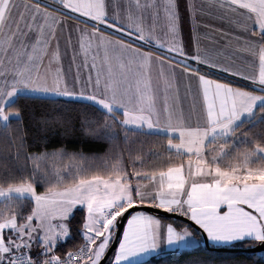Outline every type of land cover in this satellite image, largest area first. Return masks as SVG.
Returning <instances> with one entry per match:
<instances>
[{
	"label": "snow or ice",
	"instance_id": "obj_1",
	"mask_svg": "<svg viewBox=\"0 0 264 264\" xmlns=\"http://www.w3.org/2000/svg\"><path fill=\"white\" fill-rule=\"evenodd\" d=\"M201 15L227 20L203 26L250 56L202 52ZM0 36V128L14 149L0 168V264H143L162 243L200 239L264 245V0H0ZM29 101L82 104L49 119L112 155L29 152ZM132 136L165 137L166 170L113 151Z\"/></svg>",
	"mask_w": 264,
	"mask_h": 264
},
{
	"label": "trees",
	"instance_id": "obj_2",
	"mask_svg": "<svg viewBox=\"0 0 264 264\" xmlns=\"http://www.w3.org/2000/svg\"><path fill=\"white\" fill-rule=\"evenodd\" d=\"M215 76L216 74L213 73ZM221 78L228 79L222 75ZM233 80V79H231ZM236 81V80H233ZM240 82V81H239ZM242 83V82H241ZM25 95H20L16 98L18 102L23 101ZM29 103L34 107V118L27 126V143L29 145V152H51L63 146L68 152H75L83 150V152L90 157H105L111 156L108 152L109 147L107 141H90L83 142L84 137L77 125L75 128L68 127L60 121L49 119L56 115L61 108H66L67 116H75L77 112L83 109V105L79 103H62L51 104L47 101H35ZM99 116V113H95ZM117 118L120 115L117 114ZM10 131L8 135H12ZM3 129L0 128V168L11 161L7 157L14 151L10 148L3 138ZM128 147H131L133 152L138 150L142 154L145 171L155 170L157 173L160 170H166L168 165L169 154L167 152V141L163 136H132L129 144L126 146L122 139L113 151L124 149L125 157L128 155ZM186 158L184 163L186 162ZM89 163L97 164L98 160H90ZM43 191V187L38 188ZM165 221H169L163 215ZM169 222L178 223L180 220H173ZM79 243V239L76 241ZM257 243L246 241L235 244L236 247H251ZM143 264H264V257L260 253H230L205 250L201 246L189 249L174 250L163 252L144 260Z\"/></svg>",
	"mask_w": 264,
	"mask_h": 264
},
{
	"label": "crops",
	"instance_id": "obj_3",
	"mask_svg": "<svg viewBox=\"0 0 264 264\" xmlns=\"http://www.w3.org/2000/svg\"><path fill=\"white\" fill-rule=\"evenodd\" d=\"M34 2V0H17V3H31ZM45 2H50V0H45ZM118 2L122 5V6H127V5H134L136 0H118ZM140 2L143 3H152V2H158V3H163L164 0H140ZM195 2L197 3V5H207L209 3V0H195ZM201 20V26L198 29V39H199V47L201 49L202 52H210L213 54L214 58L220 59L222 62H229L230 60L234 59L235 56H243V57H249L250 54L248 53H242L238 51V45L235 41H232L231 43L228 42V40L224 39L220 33L215 31V28H206L203 25L205 23L208 24H212L215 25V27L219 28V27H223L225 30H228L231 26L228 24L227 20H219L216 19L210 15H201L200 17ZM83 27V25L81 26ZM191 30V25L189 24L187 26V31L190 32ZM233 31L238 32L239 29H232ZM158 34L163 35L162 32L158 31ZM184 34V30H183V26H182V35ZM3 37L0 36V40H2ZM63 46V45H62ZM195 46H196V41L194 40L193 42V51H195ZM102 55V53H101ZM70 58V53L68 57H63V63L66 65L69 61ZM79 59V57H78ZM256 62H257V71H258V58H256ZM74 70V69H73ZM83 71H87V70H83ZM216 75H222L228 79H233L236 81H240L239 77H227L226 74L224 73H216L213 72ZM153 76L155 78L156 76V72L155 69L153 70ZM242 83H248L246 81H240ZM181 92H183V89L181 88ZM20 95H25V94H20ZM187 163V161L185 162V164ZM165 222H169V221H165ZM202 239H200L199 244H195L193 243L192 245L195 247H200V243H201ZM210 244L212 246L215 247H226V246H234L235 244H238L239 242H236L234 244H220V243H212L211 241H209ZM254 243H258L255 241H251ZM181 250V249H186L185 247H180V248H169L166 243H162L160 250L158 252H154L150 255V257L158 255L160 253L163 252H168V251H174V250ZM146 259V258H145Z\"/></svg>",
	"mask_w": 264,
	"mask_h": 264
},
{
	"label": "water",
	"instance_id": "obj_4",
	"mask_svg": "<svg viewBox=\"0 0 264 264\" xmlns=\"http://www.w3.org/2000/svg\"><path fill=\"white\" fill-rule=\"evenodd\" d=\"M141 208H148V205H143V206H139ZM153 212H156L157 210L152 209ZM162 211V210H160ZM165 217L169 218V217H178L179 214L176 213H165L164 214ZM178 220H182L184 222L187 223H191L189 221H187L186 217H179ZM201 247L205 250H211V251H218V252H230V253H261L262 251H264V245H261L259 242L254 246V247H236V246H226V247H215L212 246L210 244L209 241H207L206 239H202L201 241Z\"/></svg>",
	"mask_w": 264,
	"mask_h": 264
},
{
	"label": "rangeland",
	"instance_id": "obj_5",
	"mask_svg": "<svg viewBox=\"0 0 264 264\" xmlns=\"http://www.w3.org/2000/svg\"><path fill=\"white\" fill-rule=\"evenodd\" d=\"M200 245H201V243H200ZM256 245V244H255ZM255 245H253V246H251V247H254ZM202 246V245H201ZM194 246L193 245H190V246H187V247H185L186 249H189V248H193ZM180 250V249H179ZM182 250V249H181ZM260 255L262 256V257H264V251H262L261 253H260ZM148 258H146L145 260H147Z\"/></svg>",
	"mask_w": 264,
	"mask_h": 264
},
{
	"label": "built area",
	"instance_id": "obj_6",
	"mask_svg": "<svg viewBox=\"0 0 264 264\" xmlns=\"http://www.w3.org/2000/svg\"><path fill=\"white\" fill-rule=\"evenodd\" d=\"M190 63H191V61H190Z\"/></svg>",
	"mask_w": 264,
	"mask_h": 264
}]
</instances>
